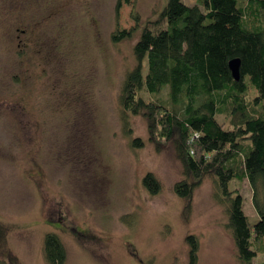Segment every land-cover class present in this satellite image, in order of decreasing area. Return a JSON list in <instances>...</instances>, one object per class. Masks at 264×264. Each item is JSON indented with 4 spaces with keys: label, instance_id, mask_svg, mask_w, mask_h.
I'll return each mask as SVG.
<instances>
[{
    "label": "rangeland",
    "instance_id": "rangeland-1",
    "mask_svg": "<svg viewBox=\"0 0 264 264\" xmlns=\"http://www.w3.org/2000/svg\"><path fill=\"white\" fill-rule=\"evenodd\" d=\"M165 3L122 0L117 15V0H0V264H47V233L60 238L66 264H190V235L196 264H240L213 180L195 190L183 222L175 145L157 151L142 117L131 116L125 131L119 95L133 46ZM132 11L138 30L113 43V32L135 27ZM256 96L249 107L261 110ZM147 173L157 194L143 187ZM231 188L257 222L247 180ZM253 264H264V253Z\"/></svg>",
    "mask_w": 264,
    "mask_h": 264
},
{
    "label": "trees",
    "instance_id": "trees-1",
    "mask_svg": "<svg viewBox=\"0 0 264 264\" xmlns=\"http://www.w3.org/2000/svg\"><path fill=\"white\" fill-rule=\"evenodd\" d=\"M129 3V0H124ZM122 6L117 0L116 13ZM112 33L117 44L130 40L139 28ZM140 29L133 46L134 67L123 81L119 105L125 131L131 134L129 118L142 117L148 140L159 151L168 142L175 145L182 164V179L174 191L182 201L181 219L187 223L195 190L210 177L219 199L227 205L240 264H253L264 253V0H166L156 20ZM240 59V79L235 81L229 61ZM219 115L230 123L218 120ZM134 147H142L136 138ZM246 179L258 221L251 223L244 212V199L234 180ZM150 194L160 186L151 173L142 179ZM189 263L198 260V241L186 238ZM47 264H66V250L55 233L43 240Z\"/></svg>",
    "mask_w": 264,
    "mask_h": 264
},
{
    "label": "water",
    "instance_id": "water-1",
    "mask_svg": "<svg viewBox=\"0 0 264 264\" xmlns=\"http://www.w3.org/2000/svg\"><path fill=\"white\" fill-rule=\"evenodd\" d=\"M229 68L235 81L240 79V59L235 58L229 61Z\"/></svg>",
    "mask_w": 264,
    "mask_h": 264
}]
</instances>
